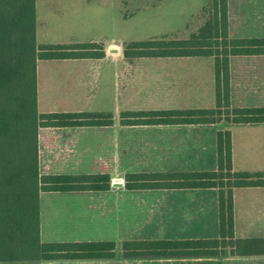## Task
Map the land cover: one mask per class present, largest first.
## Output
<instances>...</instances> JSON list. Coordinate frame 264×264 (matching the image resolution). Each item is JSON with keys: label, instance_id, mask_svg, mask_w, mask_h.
I'll return each instance as SVG.
<instances>
[{"label": "crops", "instance_id": "0c3cea01", "mask_svg": "<svg viewBox=\"0 0 264 264\" xmlns=\"http://www.w3.org/2000/svg\"><path fill=\"white\" fill-rule=\"evenodd\" d=\"M36 12L35 7L36 43L44 45L37 42ZM227 14L230 37H264V33L233 36L228 3ZM89 42L102 45L103 57L37 60V109L45 114H109L112 124L40 127L38 168L41 175L108 173L110 186L116 187L103 191L109 194L105 196L91 194L96 191L40 192L39 234L44 243L113 242L114 255L107 259L44 260L39 264H133L137 258L123 253L126 241L218 238L217 188L128 190L124 176L215 170L216 133L225 129L231 133L233 171L264 173V123L121 125L120 113L124 111L213 108V57L127 59L123 55L127 42ZM79 43L84 42L69 39L45 46ZM201 64L207 67H199ZM263 72L264 54L230 57L231 106H264V92L247 94L238 87L247 84L249 73ZM117 121L122 131H116ZM115 190L124 194L110 195ZM133 217L139 221V234L131 230ZM213 219L217 232L208 236ZM233 224L235 238L264 240V186L233 189ZM262 249L251 255H230L226 249L217 256L138 260L149 262L146 264H264V245Z\"/></svg>", "mask_w": 264, "mask_h": 264}, {"label": "trees", "instance_id": "16d2710c", "mask_svg": "<svg viewBox=\"0 0 264 264\" xmlns=\"http://www.w3.org/2000/svg\"><path fill=\"white\" fill-rule=\"evenodd\" d=\"M264 54V37H230L227 0H212L210 16L187 38L127 42L123 55L136 57H203L214 62L215 106L196 109L124 111L121 125L264 123V106H231V56ZM101 44L89 42L42 46L36 43L35 0H0V264H39L55 259H107L114 243L41 242L39 194L43 191L103 192L108 173L41 175L38 166L40 127L107 126L109 114L39 113L38 59L100 58ZM217 168L207 171L138 172L124 176L128 190L217 188L219 237L208 239H149L123 243L126 257L217 256L261 253L263 239L234 236L233 189L264 186V173L232 169L231 133H216Z\"/></svg>", "mask_w": 264, "mask_h": 264}, {"label": "rangeland", "instance_id": "374dc122", "mask_svg": "<svg viewBox=\"0 0 264 264\" xmlns=\"http://www.w3.org/2000/svg\"><path fill=\"white\" fill-rule=\"evenodd\" d=\"M227 3L233 36L264 33V0H228ZM35 7L39 33L37 42L44 44L42 46L46 43L63 44L69 39L84 43L99 40L122 44L150 39L187 38L210 16L212 0H35ZM201 66L207 67L206 64ZM246 79V85L238 86L240 90L248 91L247 94L264 92V72L249 73ZM115 129L123 130L118 121ZM107 130L105 127L104 131ZM91 194L109 195L106 192ZM111 194L123 195L124 192L115 190ZM138 226L139 221L133 217L130 224L133 234H139ZM213 227L209 229L208 236L216 234V221ZM138 259L142 258L133 259V264L149 263Z\"/></svg>", "mask_w": 264, "mask_h": 264}, {"label": "water", "instance_id": "95a60500", "mask_svg": "<svg viewBox=\"0 0 264 264\" xmlns=\"http://www.w3.org/2000/svg\"><path fill=\"white\" fill-rule=\"evenodd\" d=\"M112 184H114V183H112Z\"/></svg>", "mask_w": 264, "mask_h": 264}]
</instances>
